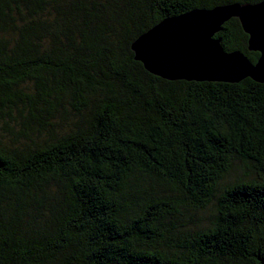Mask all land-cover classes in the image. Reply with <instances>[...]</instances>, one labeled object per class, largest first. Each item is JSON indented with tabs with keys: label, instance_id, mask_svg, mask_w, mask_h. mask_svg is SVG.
I'll return each instance as SVG.
<instances>
[{
	"label": "trees",
	"instance_id": "obj_1",
	"mask_svg": "<svg viewBox=\"0 0 264 264\" xmlns=\"http://www.w3.org/2000/svg\"><path fill=\"white\" fill-rule=\"evenodd\" d=\"M260 1L0 0V264H264V84L166 80L131 48ZM215 38L260 56L238 18Z\"/></svg>",
	"mask_w": 264,
	"mask_h": 264
},
{
	"label": "water",
	"instance_id": "obj_2",
	"mask_svg": "<svg viewBox=\"0 0 264 264\" xmlns=\"http://www.w3.org/2000/svg\"><path fill=\"white\" fill-rule=\"evenodd\" d=\"M231 18H238L249 35L248 49L260 53L255 64L240 50L226 51L215 38ZM131 48L149 73L166 80L236 83L251 78L264 84V0L167 17L141 34Z\"/></svg>",
	"mask_w": 264,
	"mask_h": 264
},
{
	"label": "rangeland",
	"instance_id": "obj_3",
	"mask_svg": "<svg viewBox=\"0 0 264 264\" xmlns=\"http://www.w3.org/2000/svg\"><path fill=\"white\" fill-rule=\"evenodd\" d=\"M237 165H238V168H237L235 174H237V173L243 171V170H242V168H243V167H242L243 164H239V163H237ZM241 167H242V168H241ZM228 180H230L229 177L225 180V182H227ZM211 213H212V210H211V209H209V210H207V211H205V212H199V213H193V212H190L189 215H188V217H187L185 220H183V223H187V225L190 226V225H191V222H193V221H195V220L205 219V218H207Z\"/></svg>",
	"mask_w": 264,
	"mask_h": 264
}]
</instances>
